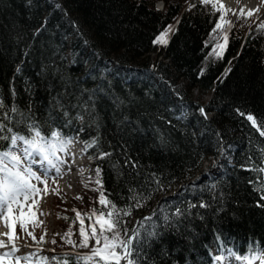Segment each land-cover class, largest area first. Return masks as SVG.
Masks as SVG:
<instances>
[{"label": "trees", "instance_id": "16d2710c", "mask_svg": "<svg viewBox=\"0 0 264 264\" xmlns=\"http://www.w3.org/2000/svg\"><path fill=\"white\" fill-rule=\"evenodd\" d=\"M0 101V122L14 132L59 131L87 160L78 196H56L70 236L44 255L46 236H28L47 264L91 254L94 240L79 247L77 212L90 233L98 188L132 206L123 227L151 217L145 228L156 235L141 229L137 264H215L214 250L248 264L263 254L262 22L191 0H0Z\"/></svg>", "mask_w": 264, "mask_h": 264}, {"label": "snow or ice", "instance_id": "6c2138e0", "mask_svg": "<svg viewBox=\"0 0 264 264\" xmlns=\"http://www.w3.org/2000/svg\"><path fill=\"white\" fill-rule=\"evenodd\" d=\"M204 2L207 3L208 0H204ZM228 23L230 27L231 23ZM216 27L220 28V24L217 23ZM171 30L172 26L170 25L166 32ZM165 34H162V36ZM166 42L161 37H158L154 41V43ZM0 108H3L2 101H0ZM12 111L16 112L17 110L13 108ZM76 118L83 119L79 115ZM248 119L253 120V117L248 116ZM28 128L30 136L26 137L14 132L11 127H7L4 123L0 122V142H8L6 149L0 146V218H3L5 222L8 215L12 214L13 211L22 213L24 206L29 204V201H31L29 208H31V205H36L39 211L38 205L40 200L37 198H42V192L44 195L48 194L49 174L53 170L58 176L61 174V164L64 161L60 159L57 153L66 151L67 146L72 143L70 138H64L63 134L59 131H52L49 136H45L35 125L29 124ZM5 132L8 134H5ZM104 155L108 154L105 153ZM25 162H27L26 167L23 166ZM33 165H37L38 170H33ZM38 171L41 174H38ZM256 171H264V169H256ZM96 175L100 176L98 168L96 169ZM33 181L42 184L43 188L38 187ZM96 183L101 184V181L98 179ZM95 190L100 192L99 203L102 207L98 215L97 210L93 209L91 215L88 216L89 220L93 217L96 218L94 223L90 225V233L86 234L83 217L77 212V219L81 223L80 234L84 237L79 247L87 248L90 239L95 241V245L92 246L90 255L78 257L77 264H81V262L83 264H121V261H124V264H137L132 257L134 252L139 250L142 243L141 229L145 230V238L156 235L155 231H147L145 228V222L150 221L151 217H145L142 221H138L139 227L129 230L123 227L122 217L131 216L132 206L119 208L105 197L100 188ZM131 191L133 195L129 199L136 201V207H142L139 203L140 197H138L134 189ZM257 191L264 192V185L258 188ZM65 219L67 218L65 217ZM97 224L100 226L99 232H97ZM121 232H123V237ZM4 235L7 234L5 233ZM29 235H32V233H29ZM68 235L70 236V233ZM33 239H35L34 236ZM41 240H43V237H41ZM66 242L74 244L70 238ZM9 246L10 250L0 251V264H5L6 258L12 257L15 259V264H20L21 261L30 259V257L26 256H15L18 247L11 237H9L7 242L0 238V249H5ZM260 258L253 257V259ZM216 259H220V257ZM240 259L247 260L248 258L240 257ZM41 264H47V260H42ZM64 264H67V261ZM248 264H252V261L249 260Z\"/></svg>", "mask_w": 264, "mask_h": 264}, {"label": "rangeland", "instance_id": "374dc122", "mask_svg": "<svg viewBox=\"0 0 264 264\" xmlns=\"http://www.w3.org/2000/svg\"><path fill=\"white\" fill-rule=\"evenodd\" d=\"M191 1H196L200 3L201 5L213 6L215 12L221 11L223 12L224 15H226L227 17H231L232 19H234L235 17L236 18L237 17H247L249 18L252 25L255 23H261V22L264 24V0H260V2L258 1L259 4H257L258 6L256 5L255 8L245 6L244 0H234V7L232 8H229V7L226 8L223 6H219L218 0H208L207 3H205L204 0H191ZM161 8H162V4L159 3L157 5V9L160 10ZM249 13H251V15H249ZM223 38L225 39L226 37H223ZM195 97H196V93H194V98ZM208 98H209L208 96H204L203 99L201 100L202 102L201 104H203V102L208 101ZM76 145L77 144H73V145L70 144L67 146L66 151L57 153L60 159L64 161V163L61 164V174L58 176L54 170L53 172L55 174L52 172L49 174L48 194L44 195L42 192L41 193L42 198L40 197L37 198L40 200L39 205H38L39 211L37 210L36 205H31V208H29V204H31V201H29V204H26L24 206L22 213L13 211L12 214L8 215L9 222L7 225V229L9 232V236L7 240H5V242H7L9 240V237H11V239L15 242L16 246L18 247V251L15 253V256L30 257L29 260L21 261L20 264H41L42 257L38 256L37 254L33 252L32 245H30V243L28 242L29 240L28 236H30L29 233H31L32 231L33 233H35L36 236H40L41 234H44L46 236L48 245L45 247V251L50 250L51 243L53 241H55V243L53 244L57 245L58 242L62 239V236L65 234V232L71 233L73 231L72 226H64V224L61 221L59 222L55 218L56 207H57V204L55 202L57 199L56 196H58L59 198L61 194L63 193L66 198V204H67L69 202V199L77 197L80 191L81 175L83 172H85L86 166H87L85 159H84V162H82V164L78 166L79 168L78 171H81V174L78 173L74 175L73 177L70 178V180L64 182L65 184L62 183L61 177H60L61 175H64L66 173L67 175L63 179H68V174L71 173V170H67V166L68 165L70 166L71 164V161L69 160H71V155L73 153L72 149ZM79 151H81L80 148H79ZM68 153H69V156L68 158H66V155ZM205 164L203 165V171H204L203 173H206L208 170L207 169L208 165H205ZM23 166L26 167L27 162H25ZM33 170H38V167L33 166ZM38 174H41V173L38 171ZM33 183H36L38 187L43 188V185L40 184L39 182L33 181ZM176 189H173L171 193L166 194L164 196L174 193ZM162 197H160V199ZM29 220H32V224L29 223ZM8 250H10V246L8 248L2 249V251H8ZM224 254H229V255H226L224 257ZM213 256L215 257L216 264H229L227 263L229 261L225 262L226 260H228V258H234L235 264H247V261L245 259L237 260L236 257H234L230 253L215 251ZM217 257H220V259H216ZM6 262L7 264H15V259L14 257L6 258ZM252 262H254L255 264L257 260L252 261Z\"/></svg>", "mask_w": 264, "mask_h": 264}, {"label": "bare ground", "instance_id": "6f19581e", "mask_svg": "<svg viewBox=\"0 0 264 264\" xmlns=\"http://www.w3.org/2000/svg\"><path fill=\"white\" fill-rule=\"evenodd\" d=\"M218 1H219V6H223V7H226V8H228V7L229 8L234 7V0H218ZM258 1L260 2V0H244V4H245V6H248V7H251V8H255L256 5L259 4ZM211 116H212L211 114L206 113V117L207 118H210ZM73 165H74V156L71 155V164H70V166L69 165L67 166V170H71V168L73 167ZM213 165H214V162L211 163V166H213ZM33 166H36L37 167V165H33ZM66 180L67 179L62 180V183H64ZM194 180H195V178L192 179L190 182H194ZM181 186H183V185H181ZM8 222H9L8 221V218H7V221L6 222H5V220L3 218H0V238H2L4 240H7L8 236H9V232H8V229H7ZM5 233L7 235H4ZM0 251H2V249H0ZM263 254H264V249H263ZM227 261H229V258L225 262H227ZM227 263H229V262H227ZM5 264H7L6 261H5Z\"/></svg>", "mask_w": 264, "mask_h": 264}, {"label": "water", "instance_id": "95a60500", "mask_svg": "<svg viewBox=\"0 0 264 264\" xmlns=\"http://www.w3.org/2000/svg\"><path fill=\"white\" fill-rule=\"evenodd\" d=\"M261 179H262V182H263V184H264V171H262ZM171 196H172V194L167 195V196H164V197L161 198V200H164V199L169 198V197H171ZM157 206H158V203L155 205L154 209H156Z\"/></svg>", "mask_w": 264, "mask_h": 264}]
</instances>
